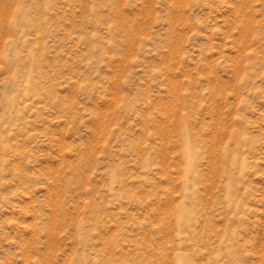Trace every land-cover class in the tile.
I'll list each match as a JSON object with an SVG mask.
<instances>
[{
    "label": "rangeland",
    "instance_id": "obj_1",
    "mask_svg": "<svg viewBox=\"0 0 264 264\" xmlns=\"http://www.w3.org/2000/svg\"><path fill=\"white\" fill-rule=\"evenodd\" d=\"M0 264H264V0H0Z\"/></svg>",
    "mask_w": 264,
    "mask_h": 264
}]
</instances>
